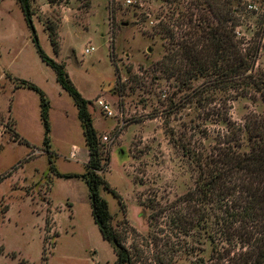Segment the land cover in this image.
I'll use <instances>...</instances> for the list:
<instances>
[{
  "label": "rangeland",
  "instance_id": "obj_1",
  "mask_svg": "<svg viewBox=\"0 0 264 264\" xmlns=\"http://www.w3.org/2000/svg\"><path fill=\"white\" fill-rule=\"evenodd\" d=\"M131 1L34 0L33 24L41 47L65 63L71 80L91 102L107 160L100 174L121 200L103 188L100 193L109 203L113 232L132 263L198 264L194 253H177V200L194 187L195 173L170 133L177 140L183 123H198L207 132L201 142L210 148L226 126L198 119L206 109L187 105L186 97L201 80L185 86L162 62L177 50L182 33L177 19L193 12V24L205 25L201 17H211L210 9L206 0ZM251 1L259 12L249 11L247 0H233L232 5L238 10V37L245 48L257 51L255 74L264 77V0ZM87 49L94 50L87 54ZM16 79L34 83L51 102L58 172L85 174L89 152L74 101L38 54L18 1L0 0V264H44V255L48 264H114L117 255L95 223L87 183L51 171L40 96L30 88H16ZM228 106L233 124L243 127L238 150L249 152L245 124L264 114V103L240 98ZM14 130L26 143L15 140ZM75 147L79 151L73 159ZM204 247L200 254L208 258L211 246Z\"/></svg>",
  "mask_w": 264,
  "mask_h": 264
},
{
  "label": "trees",
  "instance_id": "obj_2",
  "mask_svg": "<svg viewBox=\"0 0 264 264\" xmlns=\"http://www.w3.org/2000/svg\"><path fill=\"white\" fill-rule=\"evenodd\" d=\"M17 1L33 31L38 54L55 71L58 83L74 101L89 151L85 174L59 173L53 162L51 102L34 83L16 79V88H30L40 96L44 152L49 156L50 169L58 177H78L87 183L95 223L116 252L114 264H133L129 251L113 232L109 203L100 193L103 188L121 200L120 194L100 174L104 171L102 163L107 160L103 158L94 127L91 102L79 92L65 63L50 58L41 47L33 24L34 0ZM206 3L211 17L202 14L205 25L193 24V12L177 19V27L182 32L177 50L173 48L162 62L167 63L171 75L177 73L185 86L193 80H201L186 97L187 105L207 110L205 115L197 114L198 119L226 126V130L218 133L217 144L210 148L201 142L205 139L201 135L205 137L207 132L198 123H183L185 130L177 131V140L174 133H170L172 143L189 160L195 173L194 187L177 200V253L184 250L194 253L199 257L198 264H264V114L248 118L245 128L251 149L241 152L238 143L243 127L233 124L228 106L229 102L240 98L264 103V77L255 74L257 51L245 48L238 37V10L233 8V0H206ZM195 6L203 9L198 3ZM179 62L181 64L177 65ZM12 132L16 141L26 143L17 131ZM198 135L201 139H197ZM8 211L9 208L5 213ZM206 244L211 246L208 258L200 254L206 251ZM48 260L44 255V264H48Z\"/></svg>",
  "mask_w": 264,
  "mask_h": 264
},
{
  "label": "built area",
  "instance_id": "obj_3",
  "mask_svg": "<svg viewBox=\"0 0 264 264\" xmlns=\"http://www.w3.org/2000/svg\"><path fill=\"white\" fill-rule=\"evenodd\" d=\"M247 8L251 12H259V5L251 0H247ZM131 0H128V3H131ZM91 50L93 51L94 49H87L86 53L90 54ZM98 105L104 110V112L107 114V116H113V112L111 108L103 101V100H98ZM105 141H107V138H104ZM74 156V154H72Z\"/></svg>",
  "mask_w": 264,
  "mask_h": 264
},
{
  "label": "crops",
  "instance_id": "obj_4",
  "mask_svg": "<svg viewBox=\"0 0 264 264\" xmlns=\"http://www.w3.org/2000/svg\"><path fill=\"white\" fill-rule=\"evenodd\" d=\"M77 111H78V110H77ZM90 111H91V110H90ZM73 150H74V152H73V151L71 152V158L74 159V158H76V156H77V152L79 151V149H78L77 147H75ZM88 152H89V151H88ZM37 153H38V154H42V152H39V151H38ZM72 154H74V156H73ZM87 161H89V155H88V159H87ZM87 161H86V162H87ZM55 246H56V242H55L54 247H55Z\"/></svg>",
  "mask_w": 264,
  "mask_h": 264
}]
</instances>
